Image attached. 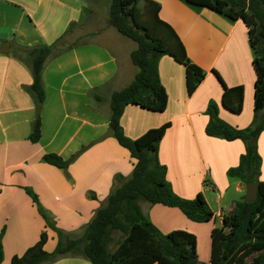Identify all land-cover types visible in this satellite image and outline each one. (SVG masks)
Masks as SVG:
<instances>
[{"label": "crops", "instance_id": "obj_1", "mask_svg": "<svg viewBox=\"0 0 264 264\" xmlns=\"http://www.w3.org/2000/svg\"><path fill=\"white\" fill-rule=\"evenodd\" d=\"M153 1L160 5L159 17L173 27L187 56L205 70V76L188 94L185 66L168 54L161 55L157 69L167 93L165 109L155 112L127 104L120 124L125 135L134 139L149 128L170 123L157 149L159 161L166 166L165 177L181 197L193 198L200 191L213 217L194 221L175 206L146 200H139L138 205L161 232L184 229L195 234L196 264H206L211 253V230L221 225L222 216L233 210L236 201L242 200L245 186L227 173L238 163L244 143L207 135L205 109L214 100L224 121L239 128L252 123L254 50L241 19L186 0ZM91 2L0 0V41L10 43L9 52H0V264H10L11 258L35 244L42 232L47 235L43 246L46 251H53L58 243L57 232L46 225L24 187L36 193L56 228L76 238L105 202L114 177L124 180L133 170L135 158L109 133V103L99 120V105L93 93L99 86L115 81L117 86L106 91L108 101L111 92L126 86L137 71L131 78L124 74L127 67L118 60V49L109 43L113 35L106 33L112 25L98 24L97 16L104 13L99 12L101 6L97 8ZM14 44H54L59 47L58 54L72 55L57 61L61 71L53 87L49 84L50 80L56 81L52 72L47 65L43 68L45 99L39 113L41 136L37 142L28 139L36 115L34 99L26 90L32 73L29 64L12 53ZM99 46L109 56L99 58ZM133 49L127 52L129 59ZM108 64L114 68H107ZM212 69L227 86H243L240 113H232L222 105V83ZM262 134L264 129L258 139ZM258 146L262 153L264 141ZM50 151L72 158L66 169L41 159ZM259 180L264 181L262 161ZM39 264L90 262L78 251H66Z\"/></svg>", "mask_w": 264, "mask_h": 264}, {"label": "trees", "instance_id": "obj_2", "mask_svg": "<svg viewBox=\"0 0 264 264\" xmlns=\"http://www.w3.org/2000/svg\"><path fill=\"white\" fill-rule=\"evenodd\" d=\"M111 0L107 21L121 35L136 43L130 59L138 70L124 87L111 92L109 97V133L118 143L127 148L135 158L131 174L123 180L115 176L113 186L105 202L95 211L91 221L79 237L72 238L56 228L47 211L40 204L36 193L28 186L25 191L36 204L47 226L57 232L56 248L48 252L43 246L46 232L21 255L11 258L10 264H39L51 261L66 251H78L90 264H196L197 240L195 234L184 229L161 232L141 212L138 202L161 203L178 207L194 221H208L213 217L202 193L193 198L176 194L167 181L166 166L157 156L159 141L169 122L147 129L137 138L125 135L120 117L127 104L161 112L167 104V93L158 75L157 64L163 54H168L185 66L187 93L191 94L205 76V70L191 61L185 47L173 27L158 15L160 5L153 0ZM190 3L224 13L233 19H241L248 28V36L254 50L253 66L256 73L254 84V118L250 125L239 128L224 121L218 115V104L210 100L205 109L208 121L205 133L225 140L240 139L244 151L238 163L228 168L227 173L243 182L257 181V197L253 201H236L233 210L222 216L220 226L211 230V253L206 264H264V181L259 180L261 157L257 139L264 129V0H186ZM55 49L54 44H36L25 47L23 60L30 66L32 82L26 90L35 103V118L31 123L28 139L37 142L41 136L40 109L45 99L42 71L45 60ZM12 53L20 58L17 49ZM222 83V105L238 114L242 110L243 86H227L215 69ZM41 159L59 168L66 169L72 158H63L55 152H45ZM91 197L95 195L90 193ZM120 230L123 237L112 251L108 243L112 231ZM0 233V263L2 261Z\"/></svg>", "mask_w": 264, "mask_h": 264}, {"label": "rangeland", "instance_id": "obj_3", "mask_svg": "<svg viewBox=\"0 0 264 264\" xmlns=\"http://www.w3.org/2000/svg\"><path fill=\"white\" fill-rule=\"evenodd\" d=\"M90 1V0H89ZM88 0H83V2L87 5ZM111 0H92L91 4H94L95 6L100 7L101 9H99V12L101 11L102 13H104V15H101L99 12V15L97 16V22L99 25L102 24H107L108 23V9H109V5H110ZM143 0H139L137 2V6L140 10H142L143 8ZM106 33H110L113 35L111 41L109 43L112 44V46L117 50V55H118V60L120 62H123V64L127 67L125 70L126 75H128L130 78L134 75V73L137 71V67L135 65L132 64L131 60L129 59V56L127 57V52L128 50H131L135 47V42H133L132 40H130L129 38L122 36L121 34H119L115 28H113L112 26H109L108 30ZM57 47L55 49H53L52 53L48 56V58L45 60V65H47L49 72H52L54 78L56 81L50 80L49 84L51 83V87H53L54 85H57L58 83V79L60 76V71L61 69H58V65H57V61L59 59H61L63 56H65L66 58H72L71 54H65L64 52L59 53V47L58 45H56ZM13 48L17 49L18 54L20 55V59L23 60V58L25 59L27 54L26 52H24V48L25 46L21 45V44H14ZM115 49V50H116ZM98 50V57L99 58H103L106 56H109L106 51H104L101 46H99V48H97ZM68 50H66L67 52ZM127 57V58H126ZM19 58V57H18ZM24 61V60H23ZM114 68V65L112 66L111 64L107 65V68ZM44 68V67H43ZM64 68V66L62 67ZM68 68L72 69L71 65L68 66ZM101 69V68H100ZM104 69V68H103ZM111 72V71H110ZM117 83L115 81L112 82V80L108 83H105L103 86H99L98 92L96 93V90H94L93 96L94 98L98 101V113H99V120H101V115H105L107 110H108V104L109 100L106 101L107 97H106V91L110 88L116 87ZM50 87V88H51ZM110 113V110H109ZM264 114V106L263 108L259 111V115H263ZM264 141V134H262V136L259 137L258 142H257V146L261 145L262 142ZM260 142V143H259ZM259 148V146H258ZM258 149V153L261 157V161L264 164V146H263V151L261 153V151L259 152ZM208 178V177H207ZM209 180V179H206ZM245 195L243 196L242 199H244ZM123 234L120 231L117 230H113L112 231V240L108 243V249H110L111 247L115 246V244L122 238Z\"/></svg>", "mask_w": 264, "mask_h": 264}, {"label": "water", "instance_id": "obj_4", "mask_svg": "<svg viewBox=\"0 0 264 264\" xmlns=\"http://www.w3.org/2000/svg\"><path fill=\"white\" fill-rule=\"evenodd\" d=\"M10 51V43L7 41H0V52L7 53ZM245 186V199L246 201H253L257 197L258 182L257 181H246Z\"/></svg>", "mask_w": 264, "mask_h": 264}]
</instances>
